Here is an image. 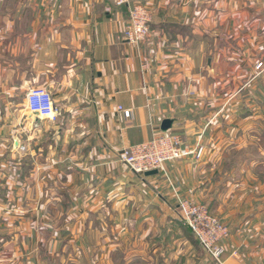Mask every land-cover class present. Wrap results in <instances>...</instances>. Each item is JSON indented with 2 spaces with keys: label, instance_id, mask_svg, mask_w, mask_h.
Segmentation results:
<instances>
[{
  "label": "crops",
  "instance_id": "1",
  "mask_svg": "<svg viewBox=\"0 0 264 264\" xmlns=\"http://www.w3.org/2000/svg\"><path fill=\"white\" fill-rule=\"evenodd\" d=\"M135 2L151 13L139 44L123 37ZM34 87L53 119L28 111ZM157 132L201 158L134 173L122 149ZM176 195L228 225L224 264H264V0H0V264H49L68 247L215 264Z\"/></svg>",
  "mask_w": 264,
  "mask_h": 264
},
{
  "label": "built area",
  "instance_id": "2",
  "mask_svg": "<svg viewBox=\"0 0 264 264\" xmlns=\"http://www.w3.org/2000/svg\"><path fill=\"white\" fill-rule=\"evenodd\" d=\"M117 5L127 4L128 0H115ZM151 13L140 2L132 3L123 30V37L129 43L139 44L150 33ZM258 68V66H257ZM26 107L39 118H54V107L50 92L44 87H34L26 94ZM125 119L131 118V109L117 106ZM203 146L187 145L177 133L157 132L142 142L122 149V161L137 174L151 170H162L169 161L190 157L199 160ZM177 220L192 233L202 250L215 264H224V248L221 240L228 234L226 225L208 207L191 198L176 195Z\"/></svg>",
  "mask_w": 264,
  "mask_h": 264
},
{
  "label": "rangeland",
  "instance_id": "3",
  "mask_svg": "<svg viewBox=\"0 0 264 264\" xmlns=\"http://www.w3.org/2000/svg\"><path fill=\"white\" fill-rule=\"evenodd\" d=\"M34 115V114H33ZM35 117H36V115H34ZM32 125H33V123H32ZM200 203V202H199ZM204 204V203H203ZM206 205V204H205ZM207 207H208V205H206ZM208 209H209V207H208ZM209 211L212 213V214H214L210 209H209ZM215 215V214H214ZM216 216V215H215ZM216 217H218V216H216ZM219 218V217H218ZM220 219V218H219ZM221 220V219H220ZM222 221V220H221ZM225 225H226V227H227V229H228V234H229V227H228V225L224 222V221H222ZM129 227V226H128ZM191 233V232H190ZM245 231L242 233V234H240L239 235V237L240 238H238V240H240V241H243L244 240V237H245ZM228 234L223 238V239H225V238H227L228 237ZM191 235H192V233H191ZM193 236V235H192ZM244 236V237H243ZM193 238H194V236H193ZM195 239V238H194ZM196 240V239H195ZM237 240V241H238ZM197 242V241H196ZM123 244H124V246L125 247H127V248H129L130 247V245L132 244L130 241H129V239L128 238H126V240H124V242H123ZM197 246L200 248V249H202L201 247H200V245L198 244V242H197ZM124 247V248H125ZM73 250L70 248V247H68V248H66V251L65 252H63L64 253V258L60 261L59 259H57L56 261H51L49 264H103L102 263V260L104 259L105 261H107V264H129L130 262L128 261V260H124L123 258H120V256H119V254H118V252L117 251H115V252H113V251H111L110 253H109V255L108 256H105L104 258H102L101 256L99 257V259H96L95 257H93V258H90V257H85L82 253L81 254H79L80 256L78 257V258H75L74 257V255H72L73 254V252H72ZM203 251V250H202ZM204 252V251H203ZM204 254L206 255V253L204 252ZM224 254H225V250H224ZM232 255H234V256H236V257H239L240 256V254L238 253V252H236V251H232V253H231ZM91 256V255H90ZM206 257L208 258V259H210L209 257H208V255H206ZM223 257V256H222ZM211 260V259H210ZM212 261V260H211ZM104 264H106V263H104Z\"/></svg>",
  "mask_w": 264,
  "mask_h": 264
},
{
  "label": "water",
  "instance_id": "4",
  "mask_svg": "<svg viewBox=\"0 0 264 264\" xmlns=\"http://www.w3.org/2000/svg\"><path fill=\"white\" fill-rule=\"evenodd\" d=\"M169 126V121H164L163 122V125H162V128H163V130L165 129V128H167ZM157 173V170H151V171H147V172H145L144 173V175H153V174H156Z\"/></svg>",
  "mask_w": 264,
  "mask_h": 264
}]
</instances>
